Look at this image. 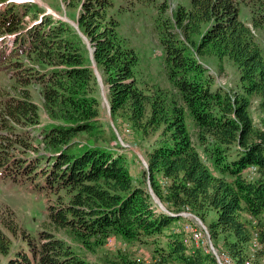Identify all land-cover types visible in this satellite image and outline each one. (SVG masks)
I'll use <instances>...</instances> for the list:
<instances>
[{
	"label": "trees",
	"instance_id": "1",
	"mask_svg": "<svg viewBox=\"0 0 264 264\" xmlns=\"http://www.w3.org/2000/svg\"><path fill=\"white\" fill-rule=\"evenodd\" d=\"M67 1L78 5L79 27L109 86L113 116L125 117L145 133L161 128L144 174L168 209L157 204L144 179L135 181L122 144L102 120L96 73L80 32L35 1L9 0L0 12V32L12 33L14 48L31 61H15L12 85L18 93L0 102V168L16 181H34L51 201L47 226L38 236L25 233L27 246L4 264H86L56 233L61 228L91 248L111 234L159 242L148 264H221L213 251L189 245L184 235L160 239L167 225L183 217L181 211L204 216L209 208L217 212L208 225L212 239L225 236L226 248L220 250L234 264H264V117L258 125L250 109L258 93L264 111V48L240 17L242 0H190L178 4L174 15L161 17L157 28L167 72L178 88L175 95L159 84L140 82L139 54L109 12L114 0ZM252 2V24L264 29V0ZM191 47L234 60L240 89L215 84ZM33 82L41 85L51 118L40 135L31 130L41 123ZM3 225L18 231L15 222L0 216V264L12 248Z\"/></svg>",
	"mask_w": 264,
	"mask_h": 264
},
{
	"label": "rangeland",
	"instance_id": "2",
	"mask_svg": "<svg viewBox=\"0 0 264 264\" xmlns=\"http://www.w3.org/2000/svg\"><path fill=\"white\" fill-rule=\"evenodd\" d=\"M8 1H0V12L5 9ZM32 1L40 4L47 11L54 13L55 16L69 21L80 32V27L78 28L74 23V21H78L79 8L77 4L70 3L67 0ZM252 1L242 0L240 2V17L253 27L257 40L264 48V29L262 27H254L252 24ZM180 3L188 5L190 4V0H114L113 5L109 9V12L113 15L115 14L119 19L120 35L127 43L133 45L139 54V61L136 68L140 82L143 85L146 82L159 84L173 95L178 94V88L167 72L165 51L160 41L157 24L161 21L162 16L174 15ZM255 5L257 7L258 2H255ZM25 18L27 20L32 19L29 14H26ZM81 35L83 48L91 58L94 70L96 65L102 77L103 84H101L95 71L101 98L102 120L106 128L114 132L117 140L122 144L123 148L121 149L126 152V165L135 181L144 179V183L151 192L150 186L152 184L146 174H144V169L149 167V164L148 167L146 166L145 161L148 162V153L161 136V128L153 132L145 133L125 117L120 115L113 116L108 98L109 86L96 64L91 42L83 34ZM14 47L13 34L0 32V102L8 93H18L12 85L15 82V76L18 72V65L15 61H31L24 52H21L20 48L17 51V48ZM191 51H194L205 63L208 71L213 76L215 84L230 90L240 89V72L234 60L228 56L221 58L211 52L198 54L195 47H191ZM30 88L33 98L40 107L41 123L29 128H31L34 135H40L41 125L48 123L51 118L44 108L41 85L33 82L30 84ZM250 109L254 120L260 125L262 117H264V111L260 107V96L258 93L253 94ZM188 114L187 121L191 128L193 138L197 141L195 125L190 113ZM34 141L35 144H38V139ZM112 143L115 144L116 141L113 140ZM199 148L202 151V146L199 145ZM16 152L22 153L19 150ZM207 162L212 166V162L209 159H207ZM50 201L51 199L45 191H40L38 187L36 188L34 181L29 179L16 181L11 176L3 173L0 168V216L6 219V221L15 222L18 227V231L14 233L3 225L11 235L12 248L9 254L2 255V264L19 247L27 246L25 233H29L31 236H38L39 231L47 226V205ZM157 204L160 206L158 202ZM179 214L183 215V217L180 220L172 221L166 226L165 232L160 237L162 242L166 241L169 234H180L184 235L185 241L189 245H203L208 250L213 251L221 264L222 259L226 257H229L230 260L232 259L228 252L220 250H225L226 248L224 234H219L218 237H214V240L211 237L208 225L217 217L215 209H207L204 216L197 214L196 211L190 210H183ZM248 214V212L243 211L242 217L249 218ZM253 221L255 222V218ZM199 230L207 235L205 238L203 236V240H197L194 237L195 233ZM55 231L59 236L71 243L82 257H84L86 264H148L154 259L155 247L159 243L151 242V239L150 241H144L129 239L120 234H111L104 243L91 248L71 234L68 229L61 228L55 229ZM215 243H218L221 248ZM231 261V264H234L233 259Z\"/></svg>",
	"mask_w": 264,
	"mask_h": 264
},
{
	"label": "water",
	"instance_id": "3",
	"mask_svg": "<svg viewBox=\"0 0 264 264\" xmlns=\"http://www.w3.org/2000/svg\"><path fill=\"white\" fill-rule=\"evenodd\" d=\"M74 23H75V25L79 28V23H78V21H77V22L74 21ZM79 30H80V29H79ZM80 33L83 34V35L85 36V38L88 39V41L90 42V40H89V38L87 37V35H85L81 30H80ZM92 49H93V51H94V47H93ZM93 55H94V54H93ZM95 71H96V73H97V75H98V78H99L100 81H101V84H103V82H102V77H101V75L99 74V70L97 69L96 65H95ZM145 164H146V166L148 167V162H147V161H145ZM150 190H151V193H152L154 199L160 204V206H161L163 209H166V210H167L168 208H167L166 205L162 202V200L160 199V197L155 193V191H154L152 185L150 186Z\"/></svg>",
	"mask_w": 264,
	"mask_h": 264
},
{
	"label": "bare ground",
	"instance_id": "4",
	"mask_svg": "<svg viewBox=\"0 0 264 264\" xmlns=\"http://www.w3.org/2000/svg\"><path fill=\"white\" fill-rule=\"evenodd\" d=\"M99 74H100V73H99ZM252 170H255V168L252 167ZM165 210H166V209H165ZM203 236H204V234H203V232H200V230L197 231V232L195 233V235H194L195 239H197V240H201V239L203 238ZM202 240H203V239H202ZM231 260H232V259H231ZM231 260H230L229 257H226V258L222 259V264H231V263H232Z\"/></svg>",
	"mask_w": 264,
	"mask_h": 264
},
{
	"label": "built area",
	"instance_id": "5",
	"mask_svg": "<svg viewBox=\"0 0 264 264\" xmlns=\"http://www.w3.org/2000/svg\"><path fill=\"white\" fill-rule=\"evenodd\" d=\"M205 237H207V235H205V233H204V238H205ZM208 240H210V239L208 238ZM210 241H211V240H210Z\"/></svg>",
	"mask_w": 264,
	"mask_h": 264
}]
</instances>
